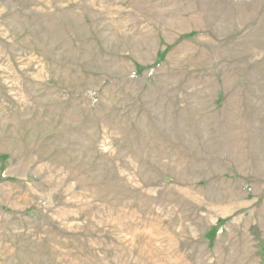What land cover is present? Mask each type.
<instances>
[{
  "label": "rangeland",
  "instance_id": "1",
  "mask_svg": "<svg viewBox=\"0 0 264 264\" xmlns=\"http://www.w3.org/2000/svg\"><path fill=\"white\" fill-rule=\"evenodd\" d=\"M0 264H264V0H0Z\"/></svg>",
  "mask_w": 264,
  "mask_h": 264
}]
</instances>
